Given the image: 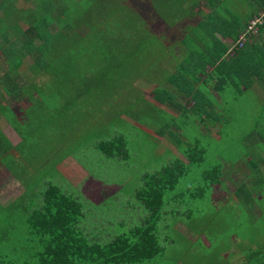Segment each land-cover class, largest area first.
<instances>
[{"label":"rangeland","instance_id":"1","mask_svg":"<svg viewBox=\"0 0 264 264\" xmlns=\"http://www.w3.org/2000/svg\"><path fill=\"white\" fill-rule=\"evenodd\" d=\"M181 2V0H102V6L106 7L111 4L115 9H125V16H128L129 20H123L119 26L124 27V22L130 23L133 30L129 32L128 30L132 28L125 27L123 31L125 36H129L134 43H142L148 48L160 40L170 43L182 40L186 31L190 34H188L189 38L186 37L187 46L204 44L198 34L193 35L191 31L194 29L191 26H196L201 12L208 13L214 9L215 14L213 15L216 16V13L220 15L232 11L233 15L241 23H244L262 8L259 6L252 8L245 0H223L211 5L213 7H208L205 0H196L194 4ZM18 3L19 6L24 4L23 0H18ZM28 5L30 6V4ZM135 5L136 7L142 6L140 8L143 12H140L144 19L139 18L135 10L132 11ZM153 7V13L149 12L148 9ZM223 9L227 10L223 11ZM191 11L195 12L193 16L188 13ZM0 15L2 18L5 17L4 10H0ZM180 16L182 17L181 22L184 24L183 28L180 25L179 30L177 29L174 33L170 30L176 29ZM131 18L132 20H130ZM108 19H113V17L110 16ZM210 24L212 27H218V21H210ZM229 25L236 24H227V26ZM233 27L235 28V26ZM21 28L25 29L27 25L22 24ZM195 28L197 29V27ZM201 31L205 30L202 28ZM247 33L253 34L254 32L248 29ZM10 38L13 37L10 36ZM4 39L0 34L1 47L4 46ZM225 40L229 41V38ZM171 50V61L172 63L174 61L173 64L176 67L183 63L179 61L185 54L189 57H187L188 59H192L196 55L195 50L183 52L177 45L173 46ZM92 52L98 53L99 50L92 49ZM166 52V50L162 52V47L156 45L149 53L143 52L146 56L139 57L135 50L129 48L128 58L122 61L125 64L114 69L116 74L129 73L122 75L123 81L125 80L122 87L119 82L117 85L110 84L97 89V83L91 81L92 77L78 78L77 81L79 80L78 83L81 86L78 90L79 92L85 91L86 94L84 95L83 92L76 101L72 100L69 106V113L74 110L79 111V117L75 120L69 118L66 122L65 117H62L65 101L54 96L58 93L57 89H52L41 99H35L27 113L32 116L33 106L34 111L38 110L44 113L41 119L43 126L38 128L36 134V140L43 143L44 148L39 150L29 148L31 152L22 156L26 158V162L13 158L15 161L12 163L14 171L19 172L22 168L20 173H23L27 166L33 168L31 176L25 177L26 187L23 186L22 181L16 180L21 176L15 175L11 172L12 168L7 167V164L11 162L0 161L2 163H0V199L3 201L12 200L23 193L16 203L29 206L31 201L36 203L42 199V194H36L37 192L43 191L48 183H53L63 191L73 193L74 197L79 198V202L87 210L84 219L89 224L88 226L93 227L94 230L90 236L100 243H107L121 231H127L130 227L141 224L147 217L143 204L135 196L142 186V175L159 170L163 164L168 162L171 153L186 160L176 149V146H173L172 141H175L178 148L189 150L196 158L202 156L203 160L191 163L187 167L185 175L179 178L173 189L165 192L164 199L168 202L161 209L163 219L161 215L157 227L159 243L166 249L168 257L177 256L178 260L183 258L187 261L186 263L179 261V264H239L243 260L248 263L246 255L244 258L243 255L238 256V251L234 252L233 245L235 244L238 249L242 250L240 254L246 253L253 264H258L264 260V193H261L263 194L262 200L253 205L251 209L253 216L251 217V214L243 207L239 208L238 198L243 199V196L241 194L235 196L234 192L239 183L238 180L243 177L252 195L258 193L257 188L254 190L252 188L256 186L253 182L255 179L253 180L251 177L249 180L247 177L248 167L245 165V161L249 158L257 159V161L258 158H263V160L259 159L258 170L253 171L256 178L264 180V151L259 149V143L263 147L264 142L257 143V140H254L257 135L250 132L247 134L248 139L242 140L245 146H242L241 150L233 148V144L252 129L254 116L259 118L260 122L263 121L264 88L262 87L263 91L260 90L263 85L253 83L251 89L249 88L245 95L239 97L238 91L231 81H236V78L229 76L232 85L224 92L228 103L225 106L227 111L222 114V120L225 122L221 123V127L225 129L218 134L215 128L208 130L203 125L205 130L192 122L195 120V117H192V112L185 114L182 108L181 114L178 115L180 118L176 116L173 120L170 116V119L168 118L169 113L174 116L177 113L170 105L164 104L156 98L158 90V94L161 93L163 96L162 88L165 89V87L162 85L161 79L156 85L152 81L157 76H161L160 71L150 70L144 74L143 78L139 76L141 72L144 73L143 69L146 68L141 64V57L152 60L162 57V62L166 64L165 57L162 56L163 53L167 55ZM86 54L87 51L84 55ZM106 57L107 63L112 61V57L120 59L113 54H108ZM159 60L161 61V59ZM31 62L32 57L30 54H26L21 63L10 72L26 77L30 71ZM82 65L83 73L87 74H93L92 72L98 68L93 58ZM1 66L0 77L7 63L1 64ZM168 67H170V63ZM47 77V75H42L43 80ZM162 78L164 77L162 76ZM135 79L136 82L133 83ZM67 88L70 89L68 96H74L76 88L72 86V89ZM210 91L219 101L216 91L213 88H210ZM180 95L182 93L174 94V97L170 98L178 101ZM14 103L26 106L30 101L21 99L19 102L13 98L3 101L0 97V104L6 106V108H0L2 116L0 132L4 130L10 141L16 143L19 138L11 130V127L6 125L7 121H5L7 116L8 120L11 117L10 110L7 109L8 105L11 108ZM190 104L193 105L189 102ZM27 119L29 118L24 117L23 122L18 123L23 137L24 130L29 132L28 128L33 127L32 120L25 125ZM64 123H68V126L66 125L63 129L59 125ZM172 133L178 138L172 136ZM51 136L53 137L50 138ZM116 137L121 138L124 146L120 150L126 152V156H108L97 147L98 143L110 141ZM31 140H33L32 137L25 139L22 143L20 139L16 146L20 150H26L23 144H29ZM194 143L198 145H193ZM245 156L248 157L244 161ZM56 158L59 160L54 161ZM219 160L223 165L221 184L206 185L203 181L204 172L210 170ZM236 161H242L244 166L236 165ZM4 168L15 176V179ZM235 202H238V205ZM241 203L246 206L244 200ZM18 204H13L12 207L17 210L16 213L8 207L10 204H1L4 207L0 206V247L5 246L3 249L0 248V253H4L0 264H39L30 255L28 228L22 214L18 215V210H21ZM170 207H180L179 213H170ZM249 208L245 207V209ZM204 216L206 220H203ZM78 225L84 226L81 221ZM79 228L83 233H86L85 228ZM7 229L12 230L16 235L7 236L5 232ZM88 238L90 239V237ZM170 248L171 252H169ZM131 264H162V256L151 261Z\"/></svg>","mask_w":264,"mask_h":264},{"label":"trees","instance_id":"2","mask_svg":"<svg viewBox=\"0 0 264 264\" xmlns=\"http://www.w3.org/2000/svg\"><path fill=\"white\" fill-rule=\"evenodd\" d=\"M181 1V3H196V0ZM220 1L223 0H205L208 7ZM245 1L252 8L259 6L264 9V0ZM23 2V6H19L18 0H0V10L5 12L4 18L0 15V34L2 38H5L4 46H0V68H2L1 64L7 63L0 77V97L3 101L7 98H13V100L19 102L21 99L30 101L26 106L14 103L10 108L8 105L7 109L10 110L9 114L11 117L8 120L7 116L5 121H7L6 125H9L21 138L22 143L25 139L33 138L29 144H23L26 150H20L16 146L17 144H12L5 131L1 130L3 132H0V161L11 162L7 164V167L12 168L11 172L14 174H17V171L13 170L12 163L15 162L16 156L26 162V158L22 156L31 152L29 148L32 147L33 150L44 148L43 143L36 140L38 128L43 126L41 119L44 113L38 110L34 111V106L32 116L27 113L34 100L45 97L52 89H57L58 93L54 96L65 101L62 117H65L66 122H68L69 118L75 120L79 117V111L74 110L69 113V106L72 100L76 101L83 92L84 95L86 94L82 90L79 92L78 89L81 86L77 79L80 77L86 79L92 77L91 81L97 83V89L110 84L117 85L119 82V84H124L125 80L123 81L122 75L129 73L116 74L114 69L125 64L122 61L128 58L129 48L135 50L139 57L146 56L143 52L149 53L156 45L162 47V52L167 51V55L164 53L162 55L165 57L166 64L162 62V57L159 58L161 61L159 59L152 60L151 58L141 57V64L145 65L146 68L143 69L144 73L142 74L141 72L139 76L143 78L144 74L150 70L160 71L159 74L161 76H157L152 81L156 85L161 79L165 89L162 88L163 96H161V93L158 94V90L156 98L164 104L170 105L173 111L177 113L174 116V114L168 112L170 114L168 118L171 116L173 120L181 114L182 108L185 114L192 112V117H195L192 122L200 127L205 125L208 130L215 128L218 134L225 129L221 127V123L225 122L222 120V114L227 111L225 106L228 103L224 92L232 83L235 85L239 97L240 95H245L249 88L251 89L253 83L256 82L263 85L260 87V90L263 91L264 19L263 24H257L256 29L252 31L254 33L245 35L243 40L240 36L243 30L246 29L247 20L241 23L233 15L232 11L224 12L220 15L216 13V16H214V9L208 13L200 10L199 19L196 22V26H191L194 28L191 31L193 35L198 34L204 44L193 47L187 46L186 37L189 38L190 34L186 31V34L182 36V40L174 41V43L160 40L148 48L142 43H134L129 36H125L123 32L125 27L132 28L128 30L129 32L133 30V26L130 23L124 22V27L119 26L123 20H129L128 16H125V9H115L111 4L103 7L102 0H23ZM140 6L136 7L135 5L132 11L135 10L139 18L144 19L142 17L143 10ZM148 10L153 13L154 7ZM188 13H190V16L195 14L193 11ZM110 16L113 19H108ZM206 19L208 21H205ZM181 20L182 17H178L177 22L179 23L176 29L170 31L175 33L177 29L179 30L180 25L183 28L184 24ZM210 21H218V27H212ZM229 23L236 25L227 26ZM22 24L27 25V28L22 29ZM202 28L205 30L204 32L201 31ZM10 36L13 38H10ZM168 36L170 35L168 34ZM227 38H229V41L225 40ZM176 45L180 46L183 52L195 50V57L188 59L189 57L185 54L179 61L183 63L178 65V67L174 66L170 52L173 46ZM92 49L99 50V52H92ZM230 49L233 50V53L230 52ZM86 51L87 56L84 55ZM26 54H30L32 57V62L29 65L30 71L28 70L29 73L26 74V77L10 72L11 69L21 63ZM108 54H113L120 59L112 57V61L107 63L106 56ZM90 58L95 60L98 68L92 72L93 74L83 73L82 64L89 62ZM169 63L170 67H168ZM42 75H47L48 77L43 80ZM230 75L235 77L236 81L231 80L229 78ZM136 77L138 78V75ZM134 82H136V79ZM66 86L76 88L74 96H68L70 89ZM210 88H213L221 97L220 102L215 97H211ZM179 93H182V95H180L178 101L170 98L174 97V94L179 95ZM164 94L168 95L164 96ZM192 100L194 101L193 105H189ZM2 105L0 104V108H6V106ZM262 108H264V104ZM1 117L0 112V119ZM24 117L29 118L25 125L32 120L33 127L28 128L29 132L24 130L23 137L18 123H22ZM178 118L180 117L178 116ZM252 122H254L252 129L244 136H241L237 143L234 142L233 148L241 150L242 146H245L242 140L248 139L247 134H250V132H254L257 135L254 138L257 143L259 141L264 142V119L260 122L259 118L254 116ZM66 125L68 126V123L59 126L64 129ZM51 129L54 130L53 128ZM172 136H175L174 133H172ZM175 137L178 138L177 136ZM38 138L40 137L38 136ZM172 144L176 146V149L186 160L171 153L168 162L163 164L159 170L142 175L143 179L141 180L143 183L135 196L143 204L147 217L141 224L130 227L127 231H121L107 243H100L90 236L94 230L93 227L90 228L88 226L89 224L84 219L87 210L83 208L78 200L79 198L74 197L73 193L63 191L53 183H48L43 191L37 192L36 194H42V199L36 203L31 201L29 206H22L20 203H16L21 196L16 200H12L8 207L17 212L12 207L13 204H18L21 209L18 211L22 214L23 220H25L27 225L29 234L28 247L31 249V257L36 259L39 264H131L151 261L161 256L162 264H179V261L186 263L187 261L183 258L179 257L181 259L178 260L177 256H173V251L171 253L173 257H168L166 249L159 243L157 224L161 220V215L163 219L161 209L168 202L164 199L165 192L173 189L179 178L185 175L187 167L191 163L200 162L203 159L202 156L194 157V154H191L189 150H181L175 141H172ZM193 145L198 144L194 143ZM123 146L120 137L97 144V147L106 155L120 157L126 156V152H121L120 150ZM259 149L264 151V146L262 147L261 143H259ZM247 157L245 156L243 160L245 161ZM10 159L12 161H9ZM259 159L263 160V158H258V161L257 159L249 158L245 161V165L248 167L247 170L250 171L246 170L247 177L249 180L251 177H253V180L255 179L253 182H255L256 186L252 188L253 190L257 188L258 193L252 195L243 177L238 180L239 183L234 192L235 196L240 194L243 196V199L238 198L239 208L243 207L245 211L251 214V217L253 216L251 211L253 205L258 204L262 200L263 194L261 193H264V180L261 181L256 178L253 171L258 170ZM58 160L59 158H56L54 161ZM221 162L219 160L210 170L204 172L203 181L206 185L221 184L223 168ZM235 164L244 166L242 161H236ZM20 171H22V168H20ZM23 173H25V170ZM253 182L252 184H254ZM29 190L31 191V187ZM174 196L175 198L177 197L176 194ZM243 200L246 206L242 205L241 201ZM235 203L238 205V202ZM245 207L250 208L245 209ZM179 210L180 207H170V213H179ZM203 220H206L205 216ZM80 221L84 226L78 225ZM79 227L85 228L86 233H83ZM34 242L36 243L35 245ZM169 252H171V248ZM245 255L248 264H253L249 255L246 253ZM263 262L264 260L258 264Z\"/></svg>","mask_w":264,"mask_h":264},{"label":"crops","instance_id":"3","mask_svg":"<svg viewBox=\"0 0 264 264\" xmlns=\"http://www.w3.org/2000/svg\"><path fill=\"white\" fill-rule=\"evenodd\" d=\"M255 84H258V82H256ZM211 92V91H210ZM215 97V95L213 94V93H211V97ZM217 96H218V98H219V102L221 101V97L217 94ZM216 98V97H215ZM217 99V98H216ZM209 101V100H208ZM218 101V100H217ZM190 103H194V101L192 100V102H190ZM204 129V128H203ZM11 130L12 131H14L12 128H11ZM15 132V131H14ZM15 134H16V132H15ZM16 136L19 138V140L16 142V143H13L12 142V144H14V145H16V144H18L19 143V141H20V137L16 134ZM16 155H18V154H16ZM16 159H19V157L18 156H16ZM19 160H21V159H19ZM73 161L76 163V165H77V162L73 159ZM5 169V168H4ZM77 169V168H76ZM6 170V169H5ZM6 171H8V170H6ZM8 173L15 179V176H13L9 171H8ZM31 173H32V168H29L28 166L26 167V171H25V173L23 174V173H18L17 172V174H15V175H19V176H21L19 179H16L17 181H22V183H23V186H25V183H26V180H25V177H29V176H31ZM70 183V182H69ZM22 194V193H21ZM20 194V195H21ZM19 195V196H20ZM19 196H17L16 198H14V199H12V200H16ZM11 199H9V200H6V201H3V200H1L0 199V206H1V204H9L11 201H12ZM1 207H4V206H1ZM15 212V211H14ZM16 213V212H15ZM15 213H13V215H15ZM20 213L18 212V215H19ZM13 218H16V216H13ZM6 232V235L7 236H10V235H12V234H14V232H12V230L10 231V230H6L5 231ZM14 235H16V234H14ZM19 240H20V238H19ZM1 248V247H0ZM3 248H5V246L4 247H2L1 249H3ZM0 249V250H1ZM233 249H234V252H237V254H238V256H240V255H243V257H244V255L245 254H240L241 253V249H238V246L237 245H233ZM231 253V252H230ZM8 257H9V255H8ZM3 258H4V253H0V259H2L3 260ZM245 258V257H244ZM4 262V261H3ZM244 263H246V261H244L243 260V262H240L239 264H244ZM229 264V263H228ZM246 264H248V263H246ZM262 264H264V262L262 263Z\"/></svg>","mask_w":264,"mask_h":264},{"label":"built area","instance_id":"4","mask_svg":"<svg viewBox=\"0 0 264 264\" xmlns=\"http://www.w3.org/2000/svg\"><path fill=\"white\" fill-rule=\"evenodd\" d=\"M264 19V10H262L257 16L250 20V23L246 26V29L243 30L242 35L240 36L241 39L244 40V36L247 35L248 29L254 31L257 27V24H261Z\"/></svg>","mask_w":264,"mask_h":264},{"label":"clouds","instance_id":"5","mask_svg":"<svg viewBox=\"0 0 264 264\" xmlns=\"http://www.w3.org/2000/svg\"><path fill=\"white\" fill-rule=\"evenodd\" d=\"M262 10H264V9L258 10L257 13H256L252 18H250V19L247 21L246 26L250 23V20L253 19L255 16H257ZM261 24H263V22H262ZM230 52L233 53V50L230 49Z\"/></svg>","mask_w":264,"mask_h":264}]
</instances>
